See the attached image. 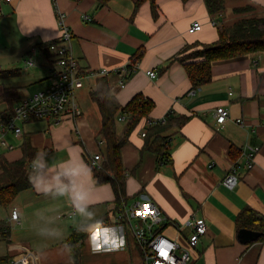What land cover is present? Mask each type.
<instances>
[{
    "label": "crops",
    "instance_id": "crops-1",
    "mask_svg": "<svg viewBox=\"0 0 264 264\" xmlns=\"http://www.w3.org/2000/svg\"><path fill=\"white\" fill-rule=\"evenodd\" d=\"M155 3L154 15L149 0L137 7L133 0H1L0 71L7 75L0 78V114L5 116L0 122V158L11 162L25 157L35 168L31 185L0 217L9 225L8 238L0 237L6 243L0 256L25 253L31 264H74L69 235L102 220L84 237L79 264H144L142 249L118 215L122 204L148 198L178 224L161 229L179 246H186L190 232L182 225L185 220L197 217L207 224L190 249L188 264H264L261 235L241 242L236 222L245 208L264 217V52L215 60L210 80L192 88L183 64L173 57L193 42L216 40V25L204 0ZM59 14L72 34L71 52L82 70V84L75 90L80 113L58 123L23 121L21 133L15 134L7 126L15 103L25 98V90L33 94L52 81L51 58L40 44L60 37ZM262 15L264 0H224L216 18L218 24H230ZM193 20L202 27L189 33ZM139 49L134 72L116 71ZM27 58L35 65L26 66ZM101 75L120 105L138 93L153 102L120 149L126 179L119 206L112 183H98L91 164L95 153L100 164L104 160L105 142L98 138L101 115L90 96ZM7 88L15 92L11 102L3 100ZM217 106L229 110L222 124L215 121ZM169 112L188 118L166 133L171 161L158 162L155 152L143 149L141 132L150 119H166ZM126 122L127 116L118 113L117 133ZM249 146H258L251 168L244 153ZM232 166L237 185L228 189L221 179ZM11 209L19 212L18 219L10 218Z\"/></svg>",
    "mask_w": 264,
    "mask_h": 264
},
{
    "label": "trees",
    "instance_id": "trees-1",
    "mask_svg": "<svg viewBox=\"0 0 264 264\" xmlns=\"http://www.w3.org/2000/svg\"><path fill=\"white\" fill-rule=\"evenodd\" d=\"M101 2V0H99ZM135 6L145 0H133ZM152 12L156 13L155 0H149ZM211 18L217 20V39L212 42H193L185 46L173 59L181 62L191 81V87L195 88L211 78V64L215 60L233 58L248 53L264 52V15L242 17L230 24H218L216 15L224 9V0H204ZM40 48L50 57L48 43H41ZM142 53L139 49L131 58V63L137 65V58ZM135 70H133L134 72ZM6 71H0V78ZM15 92L7 88L3 100L11 102ZM90 96L98 106L101 115V126L98 138L104 144V160L100 167H94L93 173L98 183L110 181L116 194V206H119L120 196L125 195V171L123 170L120 157L121 146L127 141L129 133L134 129L141 118L147 117L153 102L138 93L133 96L124 106L120 105L112 93L107 77L101 75L96 78L95 87L90 91ZM120 113L127 116L126 125L121 133L116 131V116ZM5 116L0 114V122ZM188 117L185 115L172 116L169 112L164 122L158 121L151 124L148 122L145 131L143 149H149L156 153L158 162H170L167 131L182 125ZM33 170L28 165L25 157L15 161L0 158V206L8 207L17 194L31 185L30 179ZM238 227H246L261 232L260 240H264V217L258 218L250 208L243 209L237 216ZM103 224L99 220L92 224L82 225L73 230L68 237V245L74 264H79L80 249L84 237L94 227ZM9 225L6 219L0 218V237L7 239ZM9 258L0 256V262H6Z\"/></svg>",
    "mask_w": 264,
    "mask_h": 264
},
{
    "label": "built area",
    "instance_id": "built-area-1",
    "mask_svg": "<svg viewBox=\"0 0 264 264\" xmlns=\"http://www.w3.org/2000/svg\"><path fill=\"white\" fill-rule=\"evenodd\" d=\"M10 1V0H6ZM1 2V0H0ZM58 22L61 29V35L57 40H51L48 43L51 51V62L49 64L52 81L45 87L37 90L33 94L17 101L13 107L12 114L8 117L7 126L15 134H20L23 121L30 119H44L52 123H58L66 118H72L80 113L79 105L76 101V88L81 86L82 70L71 52V37L69 29L63 24V16L59 14ZM212 24L216 22L212 19ZM202 23L199 20H193L187 31L189 33L200 30ZM25 65L31 67L35 65V60L27 58ZM131 61L116 69V71L135 70V65L130 66ZM103 69L101 72L106 73ZM147 73L154 77L156 72L148 70ZM124 81V80H123ZM122 85L123 82L121 81ZM215 121L222 124L229 118V110L224 106H217L214 109ZM158 121L164 122L165 118L151 120V124ZM236 123L242 122L241 118L235 119ZM145 136V130L141 132ZM258 150V146L247 147L245 153L247 167L251 168L253 164V155ZM100 154L93 155L91 164L100 167ZM35 166H32L34 169ZM221 184L228 189H233L237 185V176L235 167L232 166L222 177ZM72 215V212L67 214ZM119 218L121 226L129 229L144 254V264H188L191 260L190 249L199 241L201 236L207 230V224L203 219L190 217L182 225L188 227L190 232L187 236L186 246H179L178 243L167 236L162 231V226L171 223L178 224L168 220L161 209L150 199L141 198L133 202L122 204L119 207ZM19 212L11 209L10 218L18 219ZM6 264H31L27 254L21 253L9 257Z\"/></svg>",
    "mask_w": 264,
    "mask_h": 264
},
{
    "label": "water",
    "instance_id": "water-1",
    "mask_svg": "<svg viewBox=\"0 0 264 264\" xmlns=\"http://www.w3.org/2000/svg\"><path fill=\"white\" fill-rule=\"evenodd\" d=\"M261 235V232L258 230L241 227L238 230L237 237L241 242H248L256 240Z\"/></svg>",
    "mask_w": 264,
    "mask_h": 264
},
{
    "label": "rangeland",
    "instance_id": "rangeland-1",
    "mask_svg": "<svg viewBox=\"0 0 264 264\" xmlns=\"http://www.w3.org/2000/svg\"><path fill=\"white\" fill-rule=\"evenodd\" d=\"M2 56H3V54H2V52H0V60H2ZM30 59H32V58H30ZM34 60V59H33ZM32 90H29V89H27V90H25L24 91V96L23 97H26V96H29V95H31V94H29V92H31ZM34 93V92H33ZM5 213H6V209L4 208V207H1L0 206V217L1 216H4L5 215ZM63 220H65L64 218H63ZM6 243L3 241V240H1L0 239V246H4ZM2 247H0V249L2 248ZM0 264H6V262H0Z\"/></svg>",
    "mask_w": 264,
    "mask_h": 264
}]
</instances>
